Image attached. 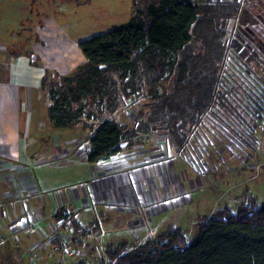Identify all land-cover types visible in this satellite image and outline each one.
<instances>
[{
	"label": "rangeland",
	"instance_id": "374dc122",
	"mask_svg": "<svg viewBox=\"0 0 264 264\" xmlns=\"http://www.w3.org/2000/svg\"><path fill=\"white\" fill-rule=\"evenodd\" d=\"M133 1L0 0V84L11 85L9 88L0 87V171L4 170L0 172V180L8 178L13 187L21 183V172L16 173L11 169L16 163L23 164L32 179L39 180L36 195L24 199L35 190H22L18 196L20 200L14 203L21 225L28 216L35 224L41 217L46 218L34 230L30 228L23 232L41 240L38 245L53 247L65 242L67 247L73 249V243L83 244L78 235L84 237L88 232L98 231L88 243L99 250L90 258L91 264L108 258L106 248L118 246L111 248L104 242L105 239L107 242H119L122 237H127L133 241L137 234L147 229L148 233L151 230L152 237L165 229H179L190 242L196 234L198 223L206 222L204 218L223 208L236 212L240 202L245 200L243 194L255 197L260 203L264 200V0H241L239 12L235 15V28L243 33L252 50L253 47L259 50V57L254 58L250 52L240 59L235 55L229 56L224 66L225 76L216 88L214 105L194 127L185 147L176 149L168 133H163L166 130L151 126L153 134L150 140L123 141L128 143L125 145L127 153L125 150L123 154L114 153L104 157L100 159L101 164L96 163L100 166L95 165L92 169L86 163H80L70 152L67 153L69 149L81 153L86 147L91 122L87 120L88 124L81 122L68 127H55L47 115L52 102L48 93L37 85H40L45 71L52 80L58 75H70L78 65L84 63L85 57L78 48V42L108 32L128 21L133 15ZM156 1L137 0L136 4L145 6ZM193 1L198 4L208 2ZM9 72L12 73L11 77ZM117 99L113 113L105 107L99 112L100 120L114 118L122 122L123 129L124 126H132L138 118L144 122L141 117L148 112V101L136 106L129 99L123 102L120 96ZM16 133L21 138L20 149L16 156L11 157L10 146L5 145L9 140L1 138V135L14 136ZM180 133L188 134V131L182 129ZM111 156L116 158L109 160ZM64 161L74 162L64 164ZM137 162L151 167L148 169L149 175L144 173L141 165H136ZM108 166L114 169L113 173L121 168L125 174H130L131 177L126 178L127 187L132 188L134 193L120 186L124 192L119 197L120 188L116 186L111 172H107ZM87 170L95 171L93 177H101L100 184L104 189L100 192L91 185L94 180L89 178ZM145 180L151 183L148 190H152L154 197L147 201L148 205H140V194L135 187L145 190ZM105 189L111 191V199L116 205L123 202V210L114 208L117 216L108 219L100 217L99 222L89 217L81 224L79 218L73 217L77 216L78 207L70 211L62 208L51 216L54 196L59 199L60 196L69 198L78 194L84 201L81 205L87 206L82 210L115 207L109 205L111 202ZM165 194L166 199H163ZM41 197L45 199V205L40 203ZM80 199L76 202L79 203ZM21 200L25 201V208ZM154 201H159L157 204L162 209L159 211L156 207L155 211H159L157 214L153 213L156 206ZM9 216L14 220L12 212ZM68 216H72L70 222L74 221L83 230L81 233L69 232L72 223L70 225L64 220ZM57 217L60 218L59 222ZM99 223H104V226H99ZM8 224L12 225L13 221L9 223L5 214L0 215V232L1 227ZM16 226L19 228L15 234L17 237L1 233L2 252H6V247L14 246L15 242L20 243L23 237L21 231L26 226ZM55 226L64 232L55 235ZM102 230L105 234L99 236ZM97 236L100 237V244L97 243ZM78 247L73 254L72 250L67 251L71 256L69 261L75 259L74 264L78 261L90 264V261L84 260L86 252ZM52 249L56 252L54 247ZM57 252L62 253L61 250ZM47 260L52 264L50 257ZM26 261L31 263L29 259ZM35 262L49 264L42 260Z\"/></svg>",
	"mask_w": 264,
	"mask_h": 264
},
{
	"label": "trees",
	"instance_id": "16d2710c",
	"mask_svg": "<svg viewBox=\"0 0 264 264\" xmlns=\"http://www.w3.org/2000/svg\"><path fill=\"white\" fill-rule=\"evenodd\" d=\"M240 1L158 0L144 6L134 0L128 21L78 42L85 62L70 75L50 80L44 72L40 88L52 102L50 122L55 127L91 122L84 148L90 163L117 153L121 142L149 125L166 130L176 149L185 147L214 105L229 56L240 59L250 52L259 57V50H252L235 28ZM118 96L136 106L148 101V112L141 117L146 122L138 118L123 129L114 118L100 120L104 107L113 113ZM243 197L236 212L223 208L198 223L190 242L181 230L165 229L133 249L125 242L111 247L98 264H264V200ZM30 222L15 223L28 231ZM71 223L74 233L83 231ZM18 230L15 226L10 234Z\"/></svg>",
	"mask_w": 264,
	"mask_h": 264
},
{
	"label": "crops",
	"instance_id": "0c3cea01",
	"mask_svg": "<svg viewBox=\"0 0 264 264\" xmlns=\"http://www.w3.org/2000/svg\"><path fill=\"white\" fill-rule=\"evenodd\" d=\"M8 74H9V76H10V74L12 75V73H10V72ZM37 86L40 89V85H37ZM0 87L9 88V87H11V85H9V83L2 82V84H0ZM1 138L5 139V140H9V142L7 144H5V145L10 146V151H9L10 152L9 153L10 156L11 157L16 156V154H18L19 149H20V143H21L20 135L17 134V133L14 136H6V134H2ZM126 144H128V143L127 142H123V143L121 142L120 143V145H119L120 146V150L116 153L117 155H120L121 153L122 154L124 153V151L126 150V148H125ZM83 150L84 149H82V152L79 153L78 150L74 149V151H72L71 149H69L67 153L69 154V152H70L72 155H74V156H76L78 158V161H81L80 163H82V164L86 163V165L89 168H91V169L94 168L95 165H99V164H96V163H100L101 164L102 160H97L94 163L88 162L86 160V158H85V154H84ZM127 151L128 150H126L125 153H127ZM115 158H116L115 156H111L109 158V160H112V159H115ZM70 162H74V161H64V164H67V163H70ZM104 162H107V161L104 160ZM104 162H103L102 165H104ZM116 162H118V160ZM136 165H141V168L143 169L144 173L149 175L148 169L150 170L151 167H149L147 164L140 163V162H137ZM98 168H100V167H98ZM11 169L16 170V173L21 172V175H23V178H22L21 183H18L17 185L14 186L15 188H18L19 190H16L12 185L9 184V179L8 178H5L6 180H4V181L0 180V215L4 216V214H5L8 217V219H9V223H11L13 221L12 225L8 224L7 226H4V227L2 226L1 227L2 231L0 232V235L2 233V235L4 234V235H6L8 237L10 236V232H11L10 229H12L16 225H18V224L15 223V221H17L19 219L18 218L19 211L15 210V209H17V207L14 204V203L17 202V200H20V198H18V196L23 192L22 190H27V189L28 190H32L33 189L35 191H32L31 194L29 196H26L24 199L31 198L32 195H36L37 194L36 187H37V184H39V180L32 179V175H30L27 172L28 169H26V167H24L23 164L16 163L15 166L11 167ZM105 170H106V168H105ZM105 170H104V172H105ZM107 170H108L107 172L110 171L112 176H113V178L116 179L115 180L116 186L118 187V189L120 188L119 197H121L123 195L122 192H124V190L120 186L124 187L125 191H127V189H128L131 194L134 193L132 188H128L127 187L128 182H127L126 178L131 177L130 174H128V173L125 174L123 171H121L122 170L121 168H119V172L113 173L114 169L111 168L110 166H108ZM3 171H0V172H3ZM87 174L89 175L90 179L92 178V180H94V181H92L91 185L93 186V188L95 190L100 192L101 189H104V186L101 187V184H100V178L101 177L100 178L96 177V176L93 177L95 175V171L89 172L87 170ZM102 174L105 175V173H102ZM116 174H118V176H116ZM7 176H8V174L5 175V177H7ZM104 177H109V176L105 175ZM144 184L146 186V189L143 190V191H141V190H139L138 188L135 187V190L138 191V193L140 194V205H142V204L148 205V204H146L147 201L150 200L151 197H154V194L152 193V190H150V189L148 190V188L151 187V183L147 182L145 180ZM6 185H9V187L6 188L7 187ZM40 186H41V184H40ZM105 186H107V185H105ZM105 192H106V194L109 197L110 202H111L109 205H113L115 207L105 208V209L104 208H99L98 210H91V209L82 210L83 208H85L87 206L86 205H81V202H84V201H82L80 199V196L78 194L70 196L69 198H67L66 195L65 196H60L59 199H57V197L54 196V199L52 201L53 204H52V209H51V216L54 215L55 212L57 210H59V209L63 208L64 210H69L70 211L71 209L73 210L76 207H78L79 211L76 212L77 216L74 215V217L75 218H79L78 220H80L81 224L82 223L84 224L89 217L97 219L98 222H99L100 217L102 219H108L110 217H115L117 215H116V212H115L114 208L119 209V210H123V208L121 207V206H123V202L118 203L119 205H116V202L111 199L112 198L111 191L110 190L108 191L107 189H105ZM16 197H17V199H15ZM164 197H166V194H165ZM77 199H80L79 203L76 202ZM100 200L102 201V198ZM39 201L43 205L46 204L45 203V199L43 197H41ZM101 201H99V203H102ZM157 202H159V201H154V203H156V206H155V208L153 210V213H156V214L159 211L162 210L160 205L157 204ZM21 204H23L22 207L25 208V201L21 200ZM156 207L159 208L158 209L159 211L158 210L155 211ZM14 211H15V213H14ZM11 212L15 216L14 220L12 219V217L9 216V213H11ZM28 217H26V218H28ZM120 217H121V215H120ZM41 218L44 221L46 220V218H44V217H41ZM42 219L40 221L36 222V223L38 225L44 223V221ZM32 222H34V221H32ZM104 223L103 224L99 223V226H102V225L104 226ZM81 224H79V225H81ZM51 226H53V224ZM16 228H17V230L19 229L17 226H16ZM55 231H56L54 233L55 235H58V234L64 232L63 230H59V228H57V226H55ZM87 231H89V230L87 229ZM12 232H14V231H12ZM21 232L23 233V232H26V231L22 230ZM148 232H149V230L147 229L144 233L137 234V236H135L133 238V241H130L127 237H122L121 241H119V242H114V240L113 241L111 240L112 242H110V241L107 242L106 239L104 240V242L106 244L110 245V247H113V245L116 246L117 244L119 245L120 243L125 242L129 246V249H133L136 245H139V244L141 245L146 240L152 238V236H150L151 230H150V233H148ZM96 233H98V231L97 232H93V233H89L88 232L86 235L89 236V237H87L86 235L84 237H82L81 235H78L77 238L83 244H81V243H73V247L74 248L71 249V246H68L69 248L67 247L66 250L67 251L68 250H72L73 251V250H76V248H79L78 246H80V251L86 252V259H84V260H86V262L90 261L89 263L91 264L92 261L90 260V258H93L95 256L96 252L97 251L99 252V250H98V247L95 246L94 244L91 245V244H88V243H89L91 238L94 239V234H96ZM103 234H105V231L102 230V232H101V234H99V236L103 235ZM12 235H13V237H17V236H15V234H12ZM99 238L100 237L97 236V243H99V240H98ZM104 238L105 237H103V239ZM20 239H21L20 243L19 242L18 243L15 242L14 246H12L10 248L6 247V249H5L6 252H2V249H0V263H2V264H29L26 261V259H29L31 261L30 264H37V262H35V260H37L38 262H40L42 260L43 263L44 262H48L49 264H51L47 260L49 257L52 260L51 261L52 264H69L70 262H73V264H74V262L76 261L75 259H74L75 261L74 260L69 261L71 256L67 252H65L64 250L61 251L62 253H58L57 251L56 252L53 251V249H52L53 247H51V246L50 247L49 246L46 247L45 243H44L45 245H38V244H40L41 240H37V239H35V237L29 236V234H27V233H23V237L20 238ZM14 240H17V238L14 239ZM79 244H81V245H79ZM1 245H3V244H1ZM15 246H17L18 248H15ZM108 249L109 248H106V251Z\"/></svg>",
	"mask_w": 264,
	"mask_h": 264
},
{
	"label": "built area",
	"instance_id": "2783aa9c",
	"mask_svg": "<svg viewBox=\"0 0 264 264\" xmlns=\"http://www.w3.org/2000/svg\"><path fill=\"white\" fill-rule=\"evenodd\" d=\"M141 120L142 121H144L143 123H145L146 122V120H144L143 118H141ZM153 134V128L151 127V125H149L148 126V130H146V131H139V130H137L133 135H131V136H128L125 140L127 141V142H145V141H148V140H150L151 139V135ZM27 219H29L31 222H32V219H31V217L29 216ZM65 220H67V222H69L70 223V225H71V222L69 221L70 220V217L68 216V217H66V218H64ZM60 221V220H59ZM59 221H57V222H59ZM64 221V220H63ZM31 222H30V224H31ZM33 223V222H32ZM29 224V226H28V229H30V228H32L33 227V225H34V223L33 224H31L30 225ZM33 229V228H32ZM73 227H72V225L70 226V229H69V232H73ZM64 236V235H63ZM54 247V249L56 250V251H58V250H64L65 252H67V250H66V244H65V242H61V244H56L55 246H53ZM74 253V250H73V252L71 253V254H73Z\"/></svg>",
	"mask_w": 264,
	"mask_h": 264
}]
</instances>
